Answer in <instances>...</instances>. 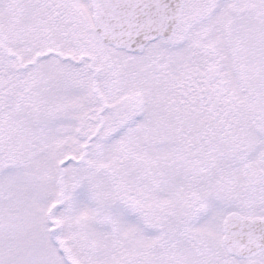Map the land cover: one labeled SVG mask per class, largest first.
<instances>
[{"label":"snow or ice","instance_id":"obj_1","mask_svg":"<svg viewBox=\"0 0 264 264\" xmlns=\"http://www.w3.org/2000/svg\"><path fill=\"white\" fill-rule=\"evenodd\" d=\"M0 264H264V0H0Z\"/></svg>","mask_w":264,"mask_h":264}]
</instances>
